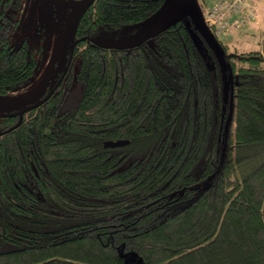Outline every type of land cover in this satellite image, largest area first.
<instances>
[{
    "label": "trees",
    "instance_id": "16d2710c",
    "mask_svg": "<svg viewBox=\"0 0 264 264\" xmlns=\"http://www.w3.org/2000/svg\"><path fill=\"white\" fill-rule=\"evenodd\" d=\"M165 2L95 0L57 90L2 117L0 264H264V48L221 39L206 0L140 46L92 40ZM17 4L0 0L3 93L39 60L12 42Z\"/></svg>",
    "mask_w": 264,
    "mask_h": 264
},
{
    "label": "rangeland",
    "instance_id": "374dc122",
    "mask_svg": "<svg viewBox=\"0 0 264 264\" xmlns=\"http://www.w3.org/2000/svg\"><path fill=\"white\" fill-rule=\"evenodd\" d=\"M247 1L256 10L254 19L236 30L221 33L220 38L239 49L264 48V0ZM169 2L166 0L161 11ZM12 11L20 20L13 31V44L19 46L27 41L39 60L35 72L27 81L9 92H0V114L13 113L39 101L42 94L59 80L70 57V46H67L71 12L69 0H18ZM156 15L121 28H105L97 37L120 39L129 36L146 26ZM78 85L74 81V91L69 96L71 103L80 97Z\"/></svg>",
    "mask_w": 264,
    "mask_h": 264
},
{
    "label": "water",
    "instance_id": "95a60500",
    "mask_svg": "<svg viewBox=\"0 0 264 264\" xmlns=\"http://www.w3.org/2000/svg\"><path fill=\"white\" fill-rule=\"evenodd\" d=\"M95 0H69L71 4V12L68 18V29H67V46L75 38V33L77 29L78 22L83 16L85 11L94 3ZM196 0H170V2L165 6V8L159 11L146 26L140 28L133 34L120 38V39H108L102 36L92 38L94 41H98L100 45L107 48H119V49H129L137 47L150 40L151 38L159 35L161 32L172 26L173 24L181 21L187 16H193L196 20L198 15L196 13ZM154 15V16H155ZM86 39V37H83ZM73 51L70 53L68 63L65 70L63 71L59 80L52 86V88L47 92V94L40 98L39 101L33 105L13 112L0 114V117L8 116H18L24 114L25 112L37 107L38 105L44 103L59 87L63 82L72 62ZM128 141L123 139L118 140H106L104 145L106 147H117L126 144Z\"/></svg>",
    "mask_w": 264,
    "mask_h": 264
},
{
    "label": "built area",
    "instance_id": "2783aa9c",
    "mask_svg": "<svg viewBox=\"0 0 264 264\" xmlns=\"http://www.w3.org/2000/svg\"><path fill=\"white\" fill-rule=\"evenodd\" d=\"M205 22L213 25L216 34L236 30L248 24L256 15L247 0H206Z\"/></svg>",
    "mask_w": 264,
    "mask_h": 264
},
{
    "label": "flooded vegetation",
    "instance_id": "af4514ba",
    "mask_svg": "<svg viewBox=\"0 0 264 264\" xmlns=\"http://www.w3.org/2000/svg\"><path fill=\"white\" fill-rule=\"evenodd\" d=\"M74 43H75V38H74V40H72L71 41V43L69 44V46H70V53L73 51V45H74ZM71 65H72V62H71ZM71 67V66H70ZM66 77V76H65ZM65 79V78H64ZM64 81V80H63Z\"/></svg>",
    "mask_w": 264,
    "mask_h": 264
}]
</instances>
